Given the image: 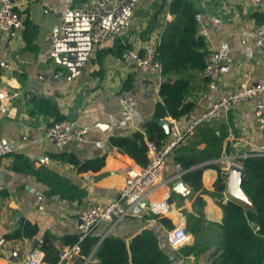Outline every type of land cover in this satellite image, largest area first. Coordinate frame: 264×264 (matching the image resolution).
<instances>
[{"label":"crops","instance_id":"obj_1","mask_svg":"<svg viewBox=\"0 0 264 264\" xmlns=\"http://www.w3.org/2000/svg\"><path fill=\"white\" fill-rule=\"evenodd\" d=\"M172 1L119 0L113 8L97 12L86 0H14L21 27L11 33L0 31V139L15 146L14 152L0 159V193H4L0 194V232L5 239L0 264H27L33 249L40 250L43 259L46 253L50 258L56 256L70 246L72 237L81 233L78 220L81 207L117 198L124 184V170L134 162L111 147L109 138L143 133L144 123L152 118L154 106L160 101L158 91L155 95L146 94L145 84L155 82L159 89L164 81L172 82L175 77L158 72L141 73L124 62L116 51L129 48L140 54L153 53L167 24L177 20L169 12ZM189 2L201 17L206 50L216 51L221 63L215 90L208 89L201 73L191 79L187 100L194 103L188 114L192 116L237 89L245 79L255 85L264 80V55L256 48L252 35L256 15L264 11L248 6L246 0ZM95 20L112 29V36L98 48L89 42V28ZM25 21L35 27L30 45L23 37ZM122 89L135 92V106L123 108L118 103L116 96ZM42 101L56 106L57 118L69 121L74 128L88 130L82 143L59 146L47 136V129L57 118L45 112L47 107ZM256 101L253 98L236 104L210 125L216 134L223 136L217 159L235 156L236 162L241 163L243 154H264V131L259 133L250 121ZM198 134L199 129L168 156L163 180L176 172L174 157L179 151L192 145L197 150L203 148L198 143ZM18 143L21 148H16ZM68 155L79 162L102 156L104 159L95 171H79L67 160ZM215 160L196 166L203 168L205 190H213L217 176ZM225 182L223 201L233 200L251 209L240 188L230 186L227 179ZM184 187L179 193L164 182L149 194L147 205L140 212L110 234L129 242L142 229L164 233L165 229L155 219L145 218L150 213L158 214L160 203L168 205L162 216L174 227L185 228L181 211H191L194 196L191 197L189 187ZM201 196L206 220L219 223L221 209L208 195ZM171 198L172 203H168ZM25 224L35 227V234L15 236ZM106 227L99 225L93 235L101 237ZM163 240L162 236V245ZM193 241L189 235L186 244ZM95 251L96 246L87 257H78L72 264H97ZM206 260L201 258L200 264ZM186 262L193 263L192 259Z\"/></svg>","mask_w":264,"mask_h":264},{"label":"trees","instance_id":"obj_2","mask_svg":"<svg viewBox=\"0 0 264 264\" xmlns=\"http://www.w3.org/2000/svg\"><path fill=\"white\" fill-rule=\"evenodd\" d=\"M169 12L176 15L177 20L167 24L155 46L153 56L161 65L160 74L170 75L175 79L172 82L164 81L159 86L160 101L154 106L152 118L144 123L143 133L137 131L129 136L109 138L111 147L141 166L147 163L146 141L160 146L166 137V133L158 124L159 121L165 117L180 118L193 110L194 103L187 100L191 91V79L203 70L207 51L204 38L197 32L195 15L198 11L189 0H173ZM256 21L264 23V14H257ZM23 25V37L30 45L35 27L28 21L23 22ZM123 51L122 48L116 53L122 55ZM41 104L47 107L45 112L57 118L55 105L48 101H42ZM60 120L57 118L56 121ZM198 129V143L203 144V148L197 150L192 145L183 148L174 157V162L184 171L180 180L189 187L191 197L194 196L191 211H181L186 220L184 229L188 235L193 236V243L173 250L166 242L165 232L160 234L152 228L142 229L129 242L109 234L96 248L94 256L97 264H175L181 259H192L195 264H200L201 258L204 257L207 258L204 264H264V156L241 160L243 173L240 188L252 208L247 209L233 200L224 202L227 173L217 169L213 190L209 191L202 187L203 168H196L198 164L220 156L223 136L216 134L210 125ZM103 159L102 156L79 162L73 159V155L67 156V160L77 166L79 171H95L102 166ZM0 194L4 195L3 192ZM201 195L214 199L221 209L222 219L219 223L206 220L203 212L205 202ZM168 203H172V198ZM147 217L155 219L165 231L174 227L167 217L152 213L145 218ZM35 232V227L25 224L22 232H17L15 236L20 237L21 233L31 236ZM78 236L71 238L70 246L78 242ZM99 239L100 237L93 234L86 236L79 243V257H87L99 243ZM57 258V255L50 258L46 253L44 260L55 262Z\"/></svg>","mask_w":264,"mask_h":264},{"label":"built area","instance_id":"obj_3","mask_svg":"<svg viewBox=\"0 0 264 264\" xmlns=\"http://www.w3.org/2000/svg\"><path fill=\"white\" fill-rule=\"evenodd\" d=\"M119 0H86L87 5L93 7L97 12H104L113 8ZM247 5L264 11V0H246ZM200 15H195L197 23V32L203 38L206 37L205 29L200 25ZM21 16L16 10L14 0H0V31L11 33L21 27ZM253 40L256 48L264 55V23L255 24L253 31ZM112 36V29L109 25L100 20H95L89 28V42L93 48L100 47ZM121 58L124 62L134 66L136 70L144 74L152 72L160 73L161 65L157 62L151 52L139 54L135 49H126ZM0 63V68H1ZM220 56L214 50H207L204 57V67L201 71V77L205 80L209 90H215L220 76ZM148 95L157 94L158 86L155 82H148L144 86ZM257 98L250 121L254 128L262 133L264 131V80L255 85L248 79L234 91L228 92L215 99L209 107L199 113L189 116L184 115L180 118L167 117L166 137L157 146L154 142L146 141L145 166L136 163L131 164L124 170L125 180L122 188L118 191L116 199L106 203L87 204L79 209L78 220L82 224V231L78 236V242L58 252L55 262H47L43 259V253L38 249H33L27 257V264H72L80 256L79 243L88 235H92L95 228L101 224H106V231L100 237L99 243L109 235L118 225H123L136 213L134 209L140 205L143 200H147L156 188L169 183L171 187L178 181L184 171L176 164V172L168 179L163 180L162 175L166 167V159L174 149L185 138L192 135L198 128L211 125L217 119L229 113L236 104L246 102ZM116 99L123 108L133 107L137 104L135 92L129 89H122L117 94ZM88 130L86 128H74L69 121H55L48 129L47 136L56 145H65L68 143L78 146L83 142ZM18 143L16 148H21ZM15 146L11 142L0 139V159L14 152ZM251 154H243L240 159L253 157ZM260 156H264L261 154ZM235 156H224L214 161L217 169L228 172L232 166L242 168L241 163L236 162ZM226 176V179H227ZM225 179V181H226ZM0 177V188H1ZM158 215H165L168 205L160 203L157 207ZM165 238L168 246L177 250L188 242L189 235L185 233L184 227L175 226L165 231ZM5 245V239L0 232V252Z\"/></svg>","mask_w":264,"mask_h":264},{"label":"water","instance_id":"obj_4","mask_svg":"<svg viewBox=\"0 0 264 264\" xmlns=\"http://www.w3.org/2000/svg\"><path fill=\"white\" fill-rule=\"evenodd\" d=\"M140 54V53H139ZM160 125L163 126L164 128V131L167 132V124H166V121L165 120H162L160 122ZM243 173V168H239V167H236V166H232L228 172V176H227V183L230 185V186H237L240 188V178H241V175ZM2 177H4V175L2 174ZM173 190L176 191V192H179V193H182L184 190H185V187H184V184L182 181H178L176 182L175 184H173L172 186ZM241 190V188H240ZM242 191V190H241ZM243 192V191H242ZM147 205V201L146 200H143L140 205H138L135 209H134V212L135 213H138L141 211L142 208H144L145 206ZM79 224H81V222L79 221ZM185 233L187 234V232L185 231ZM100 243H98L96 245V248L98 247ZM178 264H195L194 262L193 263H187L186 261L182 260L180 261Z\"/></svg>","mask_w":264,"mask_h":264}]
</instances>
